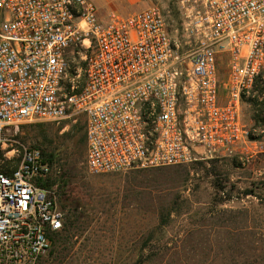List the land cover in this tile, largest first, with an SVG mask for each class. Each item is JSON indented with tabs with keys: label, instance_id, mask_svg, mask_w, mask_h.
I'll use <instances>...</instances> for the list:
<instances>
[{
	"label": "built area",
	"instance_id": "obj_1",
	"mask_svg": "<svg viewBox=\"0 0 264 264\" xmlns=\"http://www.w3.org/2000/svg\"><path fill=\"white\" fill-rule=\"evenodd\" d=\"M176 3L188 55L156 6L103 18L91 0H0V264H35L65 222L37 185L49 163L10 150L11 128L84 115L92 176L264 152L241 118L263 101L264 0Z\"/></svg>",
	"mask_w": 264,
	"mask_h": 264
},
{
	"label": "rangeland",
	"instance_id": "obj_2",
	"mask_svg": "<svg viewBox=\"0 0 264 264\" xmlns=\"http://www.w3.org/2000/svg\"><path fill=\"white\" fill-rule=\"evenodd\" d=\"M91 1L103 18L158 7L181 53H190L176 0ZM257 90L263 101L244 103L241 118L264 145V84ZM5 139L10 150L52 158L44 157L50 171L37 185L56 192L66 220L72 214L73 225L35 264H264V152L92 176L84 115L11 128Z\"/></svg>",
	"mask_w": 264,
	"mask_h": 264
},
{
	"label": "trees",
	"instance_id": "obj_3",
	"mask_svg": "<svg viewBox=\"0 0 264 264\" xmlns=\"http://www.w3.org/2000/svg\"><path fill=\"white\" fill-rule=\"evenodd\" d=\"M43 156L46 157L47 160H48L50 163L53 162V160H52L51 157H47L46 155H43ZM40 186H42L43 188H46V187H48L49 185H46V184L44 185V184H42V185H40ZM45 186H46V187H45ZM65 220H66V218H65ZM72 225H73V221H72V214H71L70 216L67 217L66 222H64V229H63L60 233H58L57 235H55V237H54V239H53V248H52V249H54V247L59 243V241H61V239L63 238V235H65V234L67 233L68 229H69Z\"/></svg>",
	"mask_w": 264,
	"mask_h": 264
}]
</instances>
